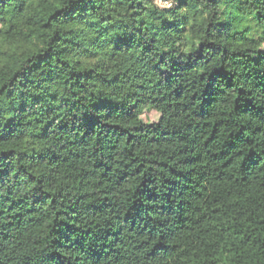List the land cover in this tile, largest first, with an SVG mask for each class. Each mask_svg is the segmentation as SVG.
<instances>
[{
    "label": "trees",
    "instance_id": "trees-1",
    "mask_svg": "<svg viewBox=\"0 0 264 264\" xmlns=\"http://www.w3.org/2000/svg\"><path fill=\"white\" fill-rule=\"evenodd\" d=\"M164 1L0 0V264H264V0Z\"/></svg>",
    "mask_w": 264,
    "mask_h": 264
},
{
    "label": "rangeland",
    "instance_id": "rangeland-1",
    "mask_svg": "<svg viewBox=\"0 0 264 264\" xmlns=\"http://www.w3.org/2000/svg\"><path fill=\"white\" fill-rule=\"evenodd\" d=\"M158 117H159L158 112L154 110H144L142 113V118L144 119L145 122H150V123L156 122Z\"/></svg>",
    "mask_w": 264,
    "mask_h": 264
},
{
    "label": "built area",
    "instance_id": "built-area-1",
    "mask_svg": "<svg viewBox=\"0 0 264 264\" xmlns=\"http://www.w3.org/2000/svg\"><path fill=\"white\" fill-rule=\"evenodd\" d=\"M155 3L161 8L169 7V6H167V5H169V3L167 1H164V0H155Z\"/></svg>",
    "mask_w": 264,
    "mask_h": 264
},
{
    "label": "clouds",
    "instance_id": "clouds-1",
    "mask_svg": "<svg viewBox=\"0 0 264 264\" xmlns=\"http://www.w3.org/2000/svg\"><path fill=\"white\" fill-rule=\"evenodd\" d=\"M167 6H169V7H170L171 5L169 4V5H167Z\"/></svg>",
    "mask_w": 264,
    "mask_h": 264
}]
</instances>
